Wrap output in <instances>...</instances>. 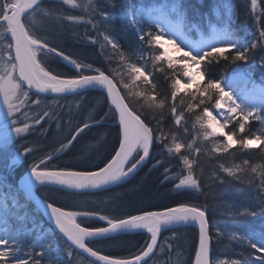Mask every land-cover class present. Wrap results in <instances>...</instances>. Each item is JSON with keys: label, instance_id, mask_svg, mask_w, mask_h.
Masks as SVG:
<instances>
[{"label": "snow or ice", "instance_id": "snow-or-ice-1", "mask_svg": "<svg viewBox=\"0 0 264 264\" xmlns=\"http://www.w3.org/2000/svg\"><path fill=\"white\" fill-rule=\"evenodd\" d=\"M117 10L130 33L127 48L113 34ZM243 10L256 28L251 39L233 29L239 13L231 0H221L206 25L189 19L185 0H0V159L7 157L11 171L27 163L15 184L0 178V264H157L164 256L163 264H172L173 245L161 234L187 226H198L191 264H264V224L213 231L206 206L178 200L125 213L37 195L112 193L150 163L149 171L163 168L162 183L177 197L243 185L247 205H227L226 214L264 218V82L247 72L212 74L222 62H255L257 49L264 52V0H244ZM76 26L99 45L106 66L60 46ZM260 61L264 68V56ZM61 63L67 72L52 67ZM85 107L89 115L76 122ZM52 124L55 143L46 150L40 138ZM93 128L115 131L97 132L64 166L52 163ZM35 152L43 155L28 162ZM119 199L114 194L108 203ZM129 235L147 238L136 252L117 254ZM214 238L249 249L248 256L214 260ZM174 264H184L179 251Z\"/></svg>", "mask_w": 264, "mask_h": 264}, {"label": "trees", "instance_id": "trees-1", "mask_svg": "<svg viewBox=\"0 0 264 264\" xmlns=\"http://www.w3.org/2000/svg\"><path fill=\"white\" fill-rule=\"evenodd\" d=\"M221 0H185V6L189 9L188 16L190 20H195L197 22L207 24L208 20L211 19L215 21V15L213 14V8L220 3ZM231 3L234 5L236 11L239 13L232 21V27L236 31L238 36L247 37L251 39V34L256 32V28L253 26V21L248 19L244 12V0H231ZM192 9H195L198 15H194ZM114 26V35L120 41L122 45L126 48L129 44L130 33L125 29V22L122 19V12L117 10L113 13ZM85 28L83 26H76L74 29L67 32V34L58 41L61 47L65 49L66 52H71L73 54L79 55L84 54L87 57L86 62L93 63L96 67L106 66L104 65V56L99 54V45H91L87 38L84 36ZM90 35L95 36L96 33L91 31V28H88ZM74 33H79L78 36H74ZM264 56V52H261L259 49L256 51L255 62H253L250 57L248 63L236 62L233 64H223L216 66L213 69V75L217 78L221 72L233 73L240 71H250L252 73V79L256 84L264 82V68L261 67L260 57ZM115 66V65H113ZM53 68H57L62 72H67L68 69L62 66L61 64H53ZM95 94L89 97V101L95 103L93 97ZM71 99V98H69ZM63 103V102H62ZM106 110V109H105ZM73 111L76 109L73 106ZM89 115V109L87 107L80 109V114L75 117V121L79 122L83 119H86ZM67 120V116L64 117ZM110 123V122H109ZM46 128L47 124L44 125ZM259 127V124L254 122L253 130ZM52 132L48 135L47 139H43L42 146H46V150L50 149L55 141L53 139V134L55 132V124L51 126ZM100 131H112L115 129H98L93 128L90 132L87 133L82 139H79L77 143L74 144L71 151L68 154L61 155L59 160H54L52 163L60 164L64 166L65 163L70 162L74 159L75 156L79 155L81 149L85 145L93 142V137L97 132ZM39 138L38 136H29L28 141H33ZM59 139V137H56ZM109 143H111L112 137H108ZM20 142L13 144L10 148V151H14ZM29 146H32L31 144ZM43 155L41 152H35L29 156L28 162H31L33 159H39ZM243 157L237 156V162ZM254 162L260 161V156L257 154L252 157ZM7 157L0 159V178L6 179L8 183L15 184L20 174L26 171L27 163L18 167L15 171H11L7 167ZM205 172V179L210 174L211 164L205 163L203 165ZM151 164L144 166L134 178H132L129 183L124 185L122 188H116L112 193H98L96 195L81 196V197H71L63 192H53L51 190H40L38 192L40 195L43 192L47 191L48 195L60 205L71 206L76 202H83L87 200L89 202V207H95L97 205L104 211H110L112 208H116L117 212H132L135 213L137 210L144 208L148 210H161L164 207L174 206L176 201H181L185 203L195 204L197 206L207 207L209 222L213 226V231L216 228L224 229L230 227L234 223H244L253 228H259L261 224H264V218L261 217H248L247 219H233L228 216L225 212V207L230 204H237L240 207L247 205L248 201L244 200L239 193V189L243 185H213L211 188H205L204 194L194 193L189 196L177 197L174 192H171L170 189L172 185L170 183L162 181L163 177V168L155 169L149 171ZM211 183V181H208ZM119 196L120 199L114 201L113 203H108L112 199L113 195ZM255 195V193H253ZM103 202V203H102ZM30 210L32 206L30 205ZM45 226L47 227V221L45 218ZM30 227V225H29ZM175 234V239L171 237ZM146 236L140 235H129L122 237L121 239L125 242V246L122 251L118 252L119 255H128L130 252H136L143 244ZM169 238V242L173 245L172 264H174L176 258V252L179 251L182 253L184 264H191L194 259V245L198 242V230L195 227L187 226L175 228L171 231H165L161 235V240ZM249 249L232 247L229 246L226 238L223 240L217 241L214 238L213 241V251L212 258L215 259H227L239 258V254L243 252L244 256L247 257ZM167 256L161 257L157 264H163V261L167 259Z\"/></svg>", "mask_w": 264, "mask_h": 264}, {"label": "rangeland", "instance_id": "rangeland-1", "mask_svg": "<svg viewBox=\"0 0 264 264\" xmlns=\"http://www.w3.org/2000/svg\"><path fill=\"white\" fill-rule=\"evenodd\" d=\"M242 72H247V73H249L250 74V76H251V79H252V73H250V71H242ZM253 80V79H252ZM254 81V80H253ZM255 82V81H254ZM256 83V82H255ZM260 84V83H259ZM258 84V85H259ZM175 262V261H174Z\"/></svg>", "mask_w": 264, "mask_h": 264}, {"label": "water", "instance_id": "water-1", "mask_svg": "<svg viewBox=\"0 0 264 264\" xmlns=\"http://www.w3.org/2000/svg\"><path fill=\"white\" fill-rule=\"evenodd\" d=\"M37 195H40L39 193H37ZM46 219V218H45ZM192 227H195L197 230H198V226H192ZM177 228H180V227H177ZM165 231L162 232V234L164 233ZM161 234V235H162Z\"/></svg>", "mask_w": 264, "mask_h": 264}]
</instances>
